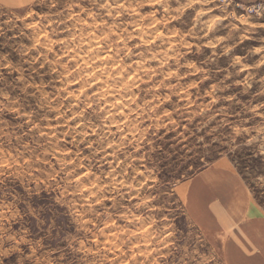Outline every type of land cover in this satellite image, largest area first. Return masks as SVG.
I'll return each instance as SVG.
<instances>
[{"label":"rangeland","instance_id":"1","mask_svg":"<svg viewBox=\"0 0 264 264\" xmlns=\"http://www.w3.org/2000/svg\"><path fill=\"white\" fill-rule=\"evenodd\" d=\"M229 183L264 214V0H0V264H229Z\"/></svg>","mask_w":264,"mask_h":264},{"label":"crops","instance_id":"2","mask_svg":"<svg viewBox=\"0 0 264 264\" xmlns=\"http://www.w3.org/2000/svg\"><path fill=\"white\" fill-rule=\"evenodd\" d=\"M231 183L223 189L228 202L220 219L225 229L223 252L229 264H264V214L251 194L248 196L240 184Z\"/></svg>","mask_w":264,"mask_h":264},{"label":"clouds","instance_id":"3","mask_svg":"<svg viewBox=\"0 0 264 264\" xmlns=\"http://www.w3.org/2000/svg\"><path fill=\"white\" fill-rule=\"evenodd\" d=\"M40 2L43 3L44 0H40ZM207 2H208V3H211V4H213V5H216V4L218 3V0H207ZM219 6H220V7H224L223 4H220ZM69 187H71V185H69Z\"/></svg>","mask_w":264,"mask_h":264},{"label":"bare ground","instance_id":"4","mask_svg":"<svg viewBox=\"0 0 264 264\" xmlns=\"http://www.w3.org/2000/svg\"><path fill=\"white\" fill-rule=\"evenodd\" d=\"M120 99V98H119Z\"/></svg>","mask_w":264,"mask_h":264}]
</instances>
